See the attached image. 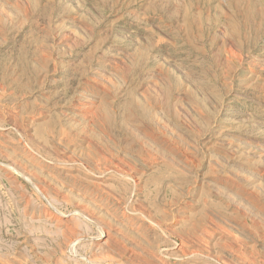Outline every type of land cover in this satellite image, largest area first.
Segmentation results:
<instances>
[{"label":"rangeland","instance_id":"374dc122","mask_svg":"<svg viewBox=\"0 0 264 264\" xmlns=\"http://www.w3.org/2000/svg\"><path fill=\"white\" fill-rule=\"evenodd\" d=\"M0 264H264V0H0Z\"/></svg>","mask_w":264,"mask_h":264}]
</instances>
